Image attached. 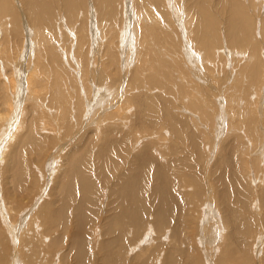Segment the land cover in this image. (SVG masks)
<instances>
[{"label":"bare ground","instance_id":"6f19581e","mask_svg":"<svg viewBox=\"0 0 264 264\" xmlns=\"http://www.w3.org/2000/svg\"><path fill=\"white\" fill-rule=\"evenodd\" d=\"M0 264H264V0H0Z\"/></svg>","mask_w":264,"mask_h":264},{"label":"rangeland","instance_id":"374dc122","mask_svg":"<svg viewBox=\"0 0 264 264\" xmlns=\"http://www.w3.org/2000/svg\"><path fill=\"white\" fill-rule=\"evenodd\" d=\"M26 200H27V198H26V196L25 195H23V196H18L17 197V203L20 205V204H22V203H24V202H26ZM16 212H17V210H18V207H16Z\"/></svg>","mask_w":264,"mask_h":264}]
</instances>
